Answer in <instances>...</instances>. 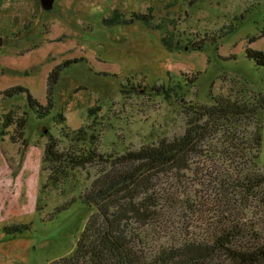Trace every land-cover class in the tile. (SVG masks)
I'll list each match as a JSON object with an SVG mask.
<instances>
[{"label": "rangeland", "instance_id": "1", "mask_svg": "<svg viewBox=\"0 0 264 264\" xmlns=\"http://www.w3.org/2000/svg\"><path fill=\"white\" fill-rule=\"evenodd\" d=\"M149 10L156 22L173 24L161 31L141 20L104 23L115 12L130 17ZM0 36V93L21 85L46 104L50 74L62 69L46 117L29 107L26 93L0 94V264H53L70 257L96 213L80 199L110 167H53L44 161L49 134L58 138L60 151L81 150L91 143L80 138L84 129L97 136L99 152L123 154L183 135L190 103L211 104L219 95L252 102L264 96V68L247 55L249 47L264 51V0H54L50 9L42 0H0ZM164 36L173 37V51ZM202 40L204 49H191ZM163 85L167 93L155 91ZM10 111L11 123L4 126ZM257 119L264 126V110ZM200 149L192 170L158 180L167 197L178 198L163 209L175 235L202 226L184 202L206 198V145ZM259 163L264 167V127ZM13 224L30 229L6 234ZM161 227L151 231V241L164 234Z\"/></svg>", "mask_w": 264, "mask_h": 264}, {"label": "trees", "instance_id": "2", "mask_svg": "<svg viewBox=\"0 0 264 264\" xmlns=\"http://www.w3.org/2000/svg\"><path fill=\"white\" fill-rule=\"evenodd\" d=\"M154 19L152 10L130 17L115 12L104 23L131 25L141 20L161 31L173 24L164 18L159 22ZM173 40L172 36L162 39L169 51L175 48ZM205 41L191 49H204ZM247 55L254 66L264 68L263 50L249 47ZM61 71L57 67L50 74L46 104L21 85L0 94L11 98L26 93L29 107L38 117H46L55 106L53 89ZM161 87L155 91H169L165 85ZM263 110L264 96L252 102L219 95L211 104L190 103L183 135L162 138L155 145L123 154L99 152L93 146L97 136L84 129L79 130L80 138L91 139V143L81 150L60 151L58 138L49 134L44 161L53 167H85L95 162L110 167L80 199L84 205L95 207L96 213L88 219L74 253L53 264H264V167L259 163L264 126L257 119ZM12 113L5 114L4 126L10 125ZM94 113L91 108L90 114ZM60 117L65 120L62 114ZM19 125L23 131L26 120ZM204 145L206 198L195 195L192 201L184 200L202 226L197 231L185 227L175 235L171 219H163V209L166 203L176 204L178 198L167 197L158 180L167 173L192 170L193 159L204 151L200 149ZM157 227L167 240L160 237L151 241V231L155 233ZM29 229L13 224L4 231L16 235Z\"/></svg>", "mask_w": 264, "mask_h": 264}, {"label": "water", "instance_id": "3", "mask_svg": "<svg viewBox=\"0 0 264 264\" xmlns=\"http://www.w3.org/2000/svg\"><path fill=\"white\" fill-rule=\"evenodd\" d=\"M42 4L45 8L50 9L54 4V0H42ZM3 44V38L0 36V45Z\"/></svg>", "mask_w": 264, "mask_h": 264}]
</instances>
